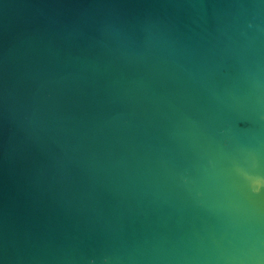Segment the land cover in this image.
<instances>
[{"label": "water", "instance_id": "water-1", "mask_svg": "<svg viewBox=\"0 0 264 264\" xmlns=\"http://www.w3.org/2000/svg\"><path fill=\"white\" fill-rule=\"evenodd\" d=\"M0 264H264V0H0Z\"/></svg>", "mask_w": 264, "mask_h": 264}]
</instances>
